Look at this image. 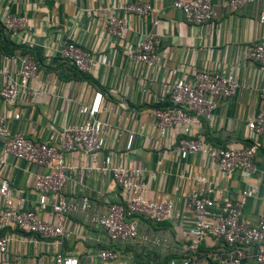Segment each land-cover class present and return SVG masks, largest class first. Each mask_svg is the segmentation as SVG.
Here are the masks:
<instances>
[{
    "label": "crops",
    "instance_id": "0c3cea01",
    "mask_svg": "<svg viewBox=\"0 0 264 264\" xmlns=\"http://www.w3.org/2000/svg\"><path fill=\"white\" fill-rule=\"evenodd\" d=\"M134 1L0 0L2 10L28 16L31 31L26 39L24 33L22 39L7 35L31 52L23 55L17 51L8 60L0 58V90L14 75L20 58L30 57L40 66L19 104L8 105L0 96V114L11 129L55 145L64 126L86 120L82 106L101 90L104 100L97 117L104 124L106 146L94 156L80 151L65 156L66 162L77 169L69 173L63 195L79 210L64 215V251L78 257L79 264H184L185 260L188 264H212L208 252L223 245L207 237L197 249H190L188 230L194 223V212L188 195L193 189L212 190L211 195L223 203L226 198L238 200L244 190L252 189L254 193L243 201V217L256 224L264 214V139L255 143L253 173L225 174L205 153L178 152L181 131L174 129L162 136L154 111L169 103L168 87L178 75L191 78L198 70L233 72L240 81L237 92L216 97L217 106L210 117H203L192 132L194 137L215 145L251 144L249 119L264 108V64L246 55L249 46L264 41L259 7L233 10L229 0H214L212 21L194 25L173 8L174 0H143L152 4V11L144 16L130 15L129 29L122 38L108 35L107 17L121 14L120 6ZM147 34L161 38L157 68L133 62L127 56L134 43ZM65 41H74L90 53L94 65L89 77H80L74 65L60 57L59 49ZM131 134L134 137L129 149ZM103 163L138 170L130 178L145 188L147 198L170 200L181 213L158 223L141 219L138 237L114 243L119 256L110 261L97 256L98 246L92 240L101 233L97 218L111 203H124L129 194L122 191L111 172L90 168ZM42 171L41 166L4 154L0 142V180L7 179L13 193L24 198L29 208H39L34 178ZM85 197L88 204L83 208ZM53 200L49 198L41 213L46 220L58 222L52 214ZM145 235L150 237L149 242L143 241ZM256 250L248 247L240 264H255ZM55 251L45 243L14 240L8 256L23 264H53L51 255Z\"/></svg>",
    "mask_w": 264,
    "mask_h": 264
},
{
    "label": "built area",
    "instance_id": "2783aa9c",
    "mask_svg": "<svg viewBox=\"0 0 264 264\" xmlns=\"http://www.w3.org/2000/svg\"><path fill=\"white\" fill-rule=\"evenodd\" d=\"M213 2L214 0H174L173 8L180 11L188 23L205 25L215 16ZM228 5L233 10L257 5L259 20L264 24V0H229ZM152 8L150 2L143 0L120 6L121 14L115 13L107 17L106 32L110 36L122 38L129 29L130 15L144 16ZM0 26L13 38L22 39L24 33L27 34L24 36L26 39L31 34L28 16L12 13L8 9L2 10L1 5ZM160 44L161 38L158 35L147 34L134 43L127 51V56L133 62L157 68L161 61ZM59 55L83 73H91L93 70L94 62L90 53L74 41H65L59 49ZM246 55L264 64V41L249 46ZM0 58L10 59L9 55L1 51V47ZM39 68V64L30 57L20 58L14 75L0 90L3 101L11 106L19 104L21 96L31 88V83L37 78ZM239 86V77L229 71L198 70L191 78L176 76L168 87L169 104L154 111L160 134L165 136L171 130L179 129L182 136L176 144L178 152L205 153L217 162L219 169L225 174L236 171L253 173L257 153L255 143L264 139V108L249 119L248 128L253 142L246 146L238 147L233 142L225 146L215 145L200 137H194L192 132L194 125L203 117H210L217 106L216 97L232 96ZM103 100L102 91L96 90L91 102L82 106L86 120L64 126L55 145L32 139L22 131L11 129L7 118L0 114V142L3 153L43 167V171L34 178V189L39 198L38 209L29 208L24 198L16 196L7 179L0 180V264H23L8 256L9 245L14 240L45 243L55 247L56 251L51 255L53 264H79L78 257L63 249L66 234L62 223L64 215L69 211L79 210L77 205L63 195L69 173L77 169V166L66 162L65 156L74 151L94 156L106 146L104 124L97 117ZM15 117L19 118L20 114ZM133 137V134L129 137V149ZM90 168L111 172L122 191L129 194L124 203H111L107 212L97 218L101 233L94 235L92 240L98 246L97 256L102 261L118 258L119 251L113 247L114 243L138 237L141 219L158 223L181 216L174 202H156L147 198L145 188L130 178L131 173L139 172L138 170L104 163L100 166L91 165ZM211 191L193 189L188 195L194 212V223L188 230L190 249H197L207 237H212L223 245L222 249L208 252L207 256L212 264H240L250 246L257 249L255 264H264V214L256 224L249 223L243 217V201L254 191L244 190L238 200L226 198L223 203L212 196ZM50 197L54 198L51 204L52 214L57 216L58 222L46 220L41 213ZM87 204L88 198L85 197L83 208ZM27 235L30 236L27 238ZM150 240L149 236H143L144 242ZM188 263V260L184 261V264Z\"/></svg>",
    "mask_w": 264,
    "mask_h": 264
},
{
    "label": "trees",
    "instance_id": "16d2710c",
    "mask_svg": "<svg viewBox=\"0 0 264 264\" xmlns=\"http://www.w3.org/2000/svg\"><path fill=\"white\" fill-rule=\"evenodd\" d=\"M7 32L0 26V47H1V51L9 56H11V54H15V52L19 51L21 54H27L30 53L31 50H29L28 47L21 45V44H17L16 42H14L13 40L7 38ZM76 73L80 76V77H89V73H83L82 71H80L76 66H74ZM169 103L166 102L163 105H160L156 108H165Z\"/></svg>",
    "mask_w": 264,
    "mask_h": 264
}]
</instances>
